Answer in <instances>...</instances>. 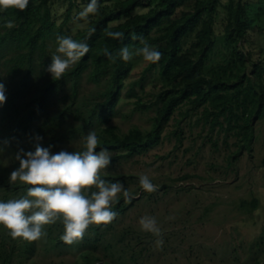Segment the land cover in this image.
Listing matches in <instances>:
<instances>
[{"label":"trees","instance_id":"obj_1","mask_svg":"<svg viewBox=\"0 0 264 264\" xmlns=\"http://www.w3.org/2000/svg\"><path fill=\"white\" fill-rule=\"evenodd\" d=\"M57 1L67 3L60 22L54 18ZM105 1L98 0L99 10L90 14L82 26H73L72 21L83 20L78 12L89 0H30L24 11L0 13V82L5 85L6 95V101L0 104V146L4 148L0 160L7 162L0 164V199L25 192L23 186L12 185L8 179L18 167L14 156L19 149L34 150L36 143L51 149L76 132L94 127L100 139L98 150H125L118 152L117 157L145 151L161 141L164 125L184 104L189 105L190 111L203 106L202 115L212 128L219 125L220 129L235 130L240 149L251 146L254 119L264 116V64L253 62L251 67L242 47L251 26L245 0L223 4L227 12L224 35L231 54L218 71L205 67L216 45L222 0H157L155 6L144 11L137 10L143 0ZM8 20L14 21L12 28L6 26ZM116 31L124 35L119 39L108 36V32ZM57 36L86 42L89 52L63 78L53 80L46 66L56 49ZM142 41L163 54L146 68L158 74L161 90L152 102L141 97L135 100L136 110L155 107L151 128L135 125L122 132L109 121L131 76L133 58L127 62L119 59V50L128 47L133 51L143 46ZM84 75L101 86L96 96L80 97ZM66 82L70 83V92L62 98L64 105L46 115L47 106ZM132 91L130 88L128 93L137 95ZM71 115L77 123L59 128ZM102 175L108 179V175ZM135 202L134 197H122L114 206V220ZM112 222L106 226L90 225L91 231L87 229L82 239L66 244L60 240L63 225L57 221L46 226L47 241L61 251L77 249L80 254L76 264H96L101 259L103 264H131L130 250L123 249L120 258L113 260L115 245L110 241L103 246V255L96 253L103 241L100 228L108 230ZM36 246L37 241L14 240L0 228V264H19L34 254ZM251 260V264H261L255 256Z\"/></svg>","mask_w":264,"mask_h":264},{"label":"rangeland","instance_id":"obj_2","mask_svg":"<svg viewBox=\"0 0 264 264\" xmlns=\"http://www.w3.org/2000/svg\"><path fill=\"white\" fill-rule=\"evenodd\" d=\"M227 1L220 5L216 45L205 70H220L231 54L224 35L227 12L223 4ZM245 1L251 26L242 47L252 67L253 62L264 64V0ZM156 3L143 0L137 10H147ZM53 8L54 18L60 22L67 3L57 1ZM77 22L72 21V25L82 26L86 20ZM148 63L133 55L131 76L109 121L119 131L135 125L143 129L152 126L155 107L135 109L138 97L152 102L161 90L158 74L146 70ZM69 85L66 82L60 88L46 115L64 105L62 98L70 92ZM100 88L84 75L79 95L96 96ZM130 88L137 95L133 91L129 94ZM188 107L184 104L176 109L164 125L161 141L149 149L118 157L117 153L125 150L107 149L115 159L102 174L108 175L106 180L120 182L136 202L108 230L100 228L103 241L96 253L103 255V246L110 241L115 245L113 260L120 258L123 249L130 250L131 264H251L253 256L264 264V116L254 119L251 146L240 149L235 130L220 129L219 125L212 128L202 115L203 106L194 111ZM74 123L77 119L71 115L59 128ZM93 128L76 132L50 151L82 149L86 134ZM141 174L152 178L156 191L149 194L140 188ZM145 214L155 215L161 222L162 246L156 244L155 237L139 231L138 219ZM79 254L75 248L61 251L51 247L46 235L37 240L34 254L19 264H76ZM96 264H103L102 259Z\"/></svg>","mask_w":264,"mask_h":264},{"label":"clouds","instance_id":"obj_3","mask_svg":"<svg viewBox=\"0 0 264 264\" xmlns=\"http://www.w3.org/2000/svg\"><path fill=\"white\" fill-rule=\"evenodd\" d=\"M30 0H0V13L8 10L24 11ZM99 10L98 0H89L79 12L81 19ZM12 28L13 20L6 21ZM120 31L108 32V36L119 39ZM133 39H141L133 36ZM56 49L50 57L46 71L53 80H60L82 57L89 52L86 42L71 36H57ZM143 46L134 53L128 47L119 50V59L127 62L133 55L142 56L150 63H156L163 55L161 51L142 41ZM111 56V53H108ZM115 59V57H112ZM6 101L5 85L0 82V104ZM38 139H42L38 138ZM100 139L94 131H89L84 139L83 150H60L51 152L50 147L36 143L34 150L19 149L14 158L18 167L9 174V183L20 185L25 192L11 199H0V228L12 239L32 242L47 235L45 227L59 221L63 225L60 240L72 244L83 238L90 225L106 226L117 216L114 206L123 197L130 200L132 195L120 182L103 178L105 170L112 161L106 148H99ZM0 146V152H3ZM0 160V164H6ZM140 188L148 193L157 190L148 174L139 176ZM141 233L155 237L162 246L163 227L157 216L145 214L138 219Z\"/></svg>","mask_w":264,"mask_h":264}]
</instances>
